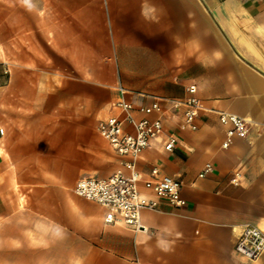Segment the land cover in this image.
<instances>
[{
    "label": "crops",
    "instance_id": "crops-1",
    "mask_svg": "<svg viewBox=\"0 0 264 264\" xmlns=\"http://www.w3.org/2000/svg\"><path fill=\"white\" fill-rule=\"evenodd\" d=\"M191 84L194 131L177 105ZM153 99L164 131L136 161L140 189L153 198L156 167L185 204L143 208L140 230L108 224L74 187L122 167L98 123ZM218 112L248 135L223 148ZM0 129V264H264L235 250L244 226L264 231V0H0Z\"/></svg>",
    "mask_w": 264,
    "mask_h": 264
},
{
    "label": "built area",
    "instance_id": "built-area-1",
    "mask_svg": "<svg viewBox=\"0 0 264 264\" xmlns=\"http://www.w3.org/2000/svg\"><path fill=\"white\" fill-rule=\"evenodd\" d=\"M187 92V98L183 102H177L178 106L184 108L181 128L194 131L198 128L197 118L202 105L197 97L196 85H189ZM116 106L121 115L100 121L97 129L122 158V167L108 178H80L76 182L74 192L102 206L106 210L104 218L106 223L122 222L126 226L140 230L142 227L140 212L143 208H156L160 199L181 207L185 204V200L181 195V182L166 175L159 177V170L156 167L151 170V178L143 181V188L151 192L153 198L143 195L140 189V175L136 161L150 142L164 131L160 118L163 113L160 101L153 99L148 105L136 106L132 102L121 100ZM135 112L144 116L136 118ZM151 114L159 116L150 119L148 115ZM218 119L226 126L223 148H227L234 138H244L249 133L247 121L238 115L218 112ZM126 126H129V130H126ZM0 134H3L2 129ZM177 143L178 138L174 134H169L164 149L171 152ZM211 170V165L207 164L199 176L202 177ZM239 179L240 175L235 174L231 182L236 185ZM235 250L249 259L257 258L264 253V231L253 225L244 226L235 242Z\"/></svg>",
    "mask_w": 264,
    "mask_h": 264
},
{
    "label": "clouds",
    "instance_id": "clouds-1",
    "mask_svg": "<svg viewBox=\"0 0 264 264\" xmlns=\"http://www.w3.org/2000/svg\"><path fill=\"white\" fill-rule=\"evenodd\" d=\"M173 228L176 227V225L172 226ZM164 232L168 234V236L171 235V231L169 228H165ZM179 235V233H177ZM156 246L163 252H169L172 249V242L168 238H158L156 241Z\"/></svg>",
    "mask_w": 264,
    "mask_h": 264
}]
</instances>
